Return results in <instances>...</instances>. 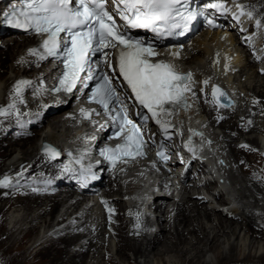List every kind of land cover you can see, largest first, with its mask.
<instances>
[{
	"label": "bare ground",
	"instance_id": "1",
	"mask_svg": "<svg viewBox=\"0 0 264 264\" xmlns=\"http://www.w3.org/2000/svg\"><path fill=\"white\" fill-rule=\"evenodd\" d=\"M240 1L264 22V0ZM2 13L0 2V20ZM248 19L244 14L240 18L243 28ZM223 22L237 27L235 20ZM245 34L255 35L251 36L255 38L254 52L251 47L244 50L246 44L239 42L236 33L211 30L192 36L182 53L177 47L160 50L177 69L191 74L184 85L190 89L185 91L190 106L157 115L167 122V132L157 123L150 124L149 130L178 143L189 131L194 139L208 136L212 143L196 144L211 154L228 187L207 198L192 193V181L187 177L182 182V197H155L148 205H143L146 195L140 183L156 168L151 163L132 170L124 179H119L123 169L99 175L100 182L91 186L96 188L94 194L77 195L63 183L54 190L29 183L42 175L57 176L62 172L59 165L65 164L62 157L48 160L41 155L42 142L76 156L87 152L91 138L86 132L90 129L82 131L76 126L72 103L34 93L51 72L48 65H39L27 53L37 40L0 34V105L5 108L0 115V177L11 180L0 188V256L12 258L15 264H42V256L50 259L49 264H264V246L257 241L264 239V182H257L262 173L254 174L248 160L252 154L256 163L259 156L260 164L264 137L247 136L264 135V58L258 63L264 33L249 30ZM21 80L29 83L17 93L15 85ZM212 85L233 99L232 108L214 103L209 93ZM38 116L39 124L29 132L13 126ZM243 161L241 167L236 165ZM17 184V190H12ZM12 204L14 209L2 219Z\"/></svg>",
	"mask_w": 264,
	"mask_h": 264
},
{
	"label": "snow or ice",
	"instance_id": "2",
	"mask_svg": "<svg viewBox=\"0 0 264 264\" xmlns=\"http://www.w3.org/2000/svg\"><path fill=\"white\" fill-rule=\"evenodd\" d=\"M105 3L106 0H21L22 6L6 14L0 23L44 34L46 38L40 46L42 51L40 49L29 50L30 55H38L41 60L48 56H57L63 44L65 71L60 79V85L67 92H72L82 72L92 71L88 66V56L91 51L103 52V49L109 45L118 48L120 75L127 82L139 104L147 108L152 113L151 118L155 119L156 123L167 132L165 127L167 122L157 119V115L159 112L168 113L169 108L189 107L184 93L190 89H185L184 84L190 79L191 74L181 75L175 71L172 64L164 61L150 62L149 57L156 55L153 47L145 46L143 41L130 39L119 31L112 16L105 9ZM114 3L123 5V10L118 9V12L121 19L126 21L127 26L150 29L157 35H174L177 34V30H179L178 34L183 35L188 31V25L198 15L196 12L187 10L185 7L187 0H114ZM181 7H184V11ZM209 7L219 10L221 5L210 4ZM241 14L244 13L241 12ZM247 15L251 17L252 13L249 12ZM259 23L257 21L258 27ZM209 24H212L211 20ZM62 33L65 35L62 36ZM87 78L92 80L94 76L89 75ZM28 83L29 81L25 80L18 81L15 91L20 93L22 87ZM204 83L207 84L208 81ZM85 87H87L86 84ZM218 92L220 96L224 95L214 87L212 90L214 98ZM114 97L115 102L119 103L117 89L113 87L109 76L102 74L101 82H98L96 88L93 89L92 99L106 112H110L114 110L110 109ZM10 107H15V105H10ZM81 111L84 112L83 109ZM3 114L5 112L0 110V115ZM117 115L120 116L121 124L117 135L123 131V125L130 124L131 131L139 140V144L133 151L142 155V135L136 123L128 118L127 106L122 107ZM144 119L147 121L149 117L145 116ZM130 140L132 136L126 137L124 144L117 145L115 149L106 148L101 155L115 164L117 153L129 147ZM45 151L53 157L59 154L51 148H46ZM158 155L167 159L163 153H158ZM65 170H68L67 167ZM83 172L87 173L83 176L84 180L97 179L91 166ZM7 186L8 177H5L0 180V187Z\"/></svg>",
	"mask_w": 264,
	"mask_h": 264
},
{
	"label": "rangeland",
	"instance_id": "3",
	"mask_svg": "<svg viewBox=\"0 0 264 264\" xmlns=\"http://www.w3.org/2000/svg\"><path fill=\"white\" fill-rule=\"evenodd\" d=\"M253 15V17L254 18H256V14H252ZM263 22V21H262ZM264 23V22H263ZM230 33H233V32H231L230 31ZM199 34H202V32L201 33H199ZM198 34V35H199ZM230 53L232 54L233 53V49H231V51H230ZM234 55V54H233ZM263 61H261L259 64H261ZM263 91H264V89H263ZM5 108H4V106L3 105H0V110H4ZM259 119H261L260 117H256L255 118V120H259ZM47 123L45 122V123H42L41 124V126H44V125H46ZM3 125L5 126L6 125V123H3ZM38 130V129H37ZM219 132H221L220 130H219ZM7 134H9V133H5V135H7ZM247 136H252V137H255V136H257V138L258 137H260V138H262V137H264V135L263 134H260V133H247ZM32 138H35V135H33L32 136ZM234 143L235 144H237L238 143V141L237 140H235L234 141ZM249 146V148L251 147L252 149H253V151H257V149L256 148H254V146H251V145H248ZM252 153V152H251ZM262 156L264 157V153L262 154ZM256 157L254 156V157H252V154H249L248 155V160H250L251 161V165L249 166V168L254 172V174H257L258 172H260V173H262V176H260L261 178H257V182H264L263 181V179L262 178H264V158H262V160H261V162H260V164H259V156H257V162L255 163L254 161L256 160L255 159ZM243 164H241V162L240 163H238V164H236L237 166H239V167H241L242 165H244V161L242 162ZM247 169V167H244V169H243V172H245L244 170H246ZM237 172V171H236ZM44 175H42V176H40L39 178H41V177H43ZM33 179V178H32ZM24 181V180H23ZM14 185V184H13ZM18 186V184L15 186V188L13 187V188H11L12 190H14V191H16L17 189H16V187ZM1 188V187H0ZM4 187H2L1 189H3ZM71 191V190H70ZM73 192V191H72ZM13 205V204H12ZM10 206L6 211H5V213H3V215H2V219H5L6 218V215L8 216L9 214L8 213H10L11 212V210H13L14 209V205L13 206ZM7 213V214H6ZM34 235V234H33ZM257 241L258 242H260V245H262V246H264V239L263 238H258L257 239ZM41 253L43 252V251H40ZM128 254V256H131V253H127ZM38 258H40V256L38 257ZM47 257L45 256H42V260H41V263L42 264H49V260L50 259H46ZM43 261V262H42ZM0 264H15L14 263V261L12 260V258H4V257H2V256H0Z\"/></svg>",
	"mask_w": 264,
	"mask_h": 264
},
{
	"label": "water",
	"instance_id": "4",
	"mask_svg": "<svg viewBox=\"0 0 264 264\" xmlns=\"http://www.w3.org/2000/svg\"><path fill=\"white\" fill-rule=\"evenodd\" d=\"M214 87H216V86H213V88ZM216 88H218V87H216ZM219 90H220V92H223L224 93V95L223 96H220V94H219V92L217 93V96H216V99H217V101H219L220 103H222V104H225V105H228V106H231L232 107V102L230 103V100L228 99V96L225 94V92L223 91V90H221L220 88H218ZM6 176H3L2 178H1V180H3L4 178H5ZM8 181H9V179H8Z\"/></svg>",
	"mask_w": 264,
	"mask_h": 264
}]
</instances>
